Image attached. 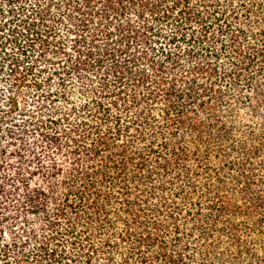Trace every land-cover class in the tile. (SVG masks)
Returning a JSON list of instances; mask_svg holds the SVG:
<instances>
[{"label": "trees", "instance_id": "1", "mask_svg": "<svg viewBox=\"0 0 264 264\" xmlns=\"http://www.w3.org/2000/svg\"><path fill=\"white\" fill-rule=\"evenodd\" d=\"M0 264H264V0H0Z\"/></svg>", "mask_w": 264, "mask_h": 264}]
</instances>
